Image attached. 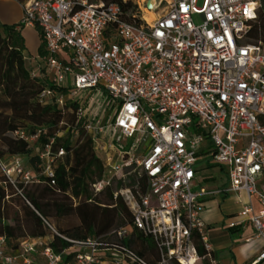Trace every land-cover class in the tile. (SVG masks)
<instances>
[{"label":"built area","instance_id":"built-area-1","mask_svg":"<svg viewBox=\"0 0 264 264\" xmlns=\"http://www.w3.org/2000/svg\"><path fill=\"white\" fill-rule=\"evenodd\" d=\"M134 1L139 22L136 14L128 20L115 2L22 1L18 28H39L45 41V53L31 70L33 77L48 82L39 100L79 103L77 116L95 149L105 151L109 166L93 184L96 191L127 168L145 173L147 193L124 188L116 195L132 211L134 228L159 250L155 264H192L199 258L195 234L211 258L202 217L207 194L245 192L248 201L229 226L251 224L264 239V43L249 35L260 0H152V8L147 0ZM145 10L156 15L153 21L144 17ZM92 89L101 90L105 110L86 99ZM38 135L14 132L29 141ZM133 137L127 149L124 142ZM204 151L227 170L226 188L195 190ZM51 163L47 160L45 169L49 177L54 176ZM1 167L13 183L17 176L25 183L37 180L19 155ZM253 195L261 205L258 211ZM130 236L123 226L83 240L63 236L71 246L61 252L48 238L24 237L13 254L6 253L0 237V261L66 264L73 251L69 264H151L126 244ZM263 258L264 250L257 261Z\"/></svg>","mask_w":264,"mask_h":264},{"label":"trees","instance_id":"trees-1","mask_svg":"<svg viewBox=\"0 0 264 264\" xmlns=\"http://www.w3.org/2000/svg\"><path fill=\"white\" fill-rule=\"evenodd\" d=\"M91 1L118 3L128 20L136 19L133 16L136 14L139 22L138 5L134 0ZM18 26L0 23V237L4 238L6 253H16L20 239L24 237L48 238L49 245L61 252L71 246L63 236L83 240L123 226L131 232L126 244L149 263L155 264L160 259L159 250L134 228L132 211L123 197L116 195L124 188L147 193L145 173L135 167L127 168L126 174L116 176V180L114 178L111 184L93 195V184L106 174L105 160L97 155L84 120L77 116L78 102L68 101L59 106L39 100V93L48 82L33 77L27 68L26 41L22 28ZM37 30L39 55H44V36L39 28ZM249 35L254 41L264 43V0H260L257 19L253 21ZM260 121L264 124V116ZM17 130L25 131L29 136L39 135L37 140L29 141L14 136ZM30 146L37 147V154L32 153ZM61 149L64 154L59 156ZM16 155L26 156L28 170L36 181L25 183L21 176L16 177L15 183L9 179L1 162L5 163L6 158ZM49 159L52 160L53 177L45 172ZM132 170L137 172L136 176L126 182V176ZM84 203L90 204L88 225L77 214L78 207ZM194 241L199 258L193 264H199L201 258L206 264L213 263L216 256L213 252L211 258L207 255L199 234L194 235ZM41 248L39 245L38 250ZM72 256L73 251H69L66 264L70 263ZM37 260L43 261V258L37 256ZM0 264L5 263L0 261ZM213 264H217L216 261Z\"/></svg>","mask_w":264,"mask_h":264},{"label":"crops","instance_id":"crops-1","mask_svg":"<svg viewBox=\"0 0 264 264\" xmlns=\"http://www.w3.org/2000/svg\"><path fill=\"white\" fill-rule=\"evenodd\" d=\"M23 18L22 1L0 0V23L19 25ZM26 41L27 68L36 66L39 55L40 36L34 26L22 28ZM203 161V164H200ZM229 185L227 170L215 164L207 151L201 153L197 162V176L194 181L195 190L205 188L208 191L224 189ZM256 211L261 207L256 196H251ZM205 210L202 214L206 223L208 240L216 256L217 264H264V258L257 261L264 250V239L256 235L251 224L230 227V221L242 210L248 197L245 192L207 194L203 199Z\"/></svg>","mask_w":264,"mask_h":264},{"label":"rangeland","instance_id":"rangeland-1","mask_svg":"<svg viewBox=\"0 0 264 264\" xmlns=\"http://www.w3.org/2000/svg\"><path fill=\"white\" fill-rule=\"evenodd\" d=\"M195 20L198 22L199 18L195 17ZM102 95L103 94H102L101 90L92 89V90H89L86 93V99H89L91 102H95L96 101V108H99L100 111H103V110H105L107 104L103 102ZM108 114H110L109 110L107 111L106 115H108ZM134 141H135V138L133 137V138L128 139L127 142H124L126 144V146H127L126 148L129 149ZM144 145L141 146L142 150H145V148H146V146H144ZM30 147L32 149V153L33 154H37V147L36 146H30ZM94 147H96L95 143H94ZM95 151H96L97 155L101 159L105 158L106 153H105L104 150H101V148H100V149H97V150L95 149ZM21 157L23 158L25 169H29L28 165H26V156L21 155ZM11 159L12 158H10V157L6 158L4 160V162L5 163H10ZM200 164H203V161ZM105 166H106V170H107L109 168V166H107V163H106ZM126 171H128V170L123 171L119 175L122 176V174H126ZM136 173L137 172L135 170H132L130 173H128L127 176H126V182H129L130 180H132V178H134L136 176L135 175ZM112 175H113V172H111V171L107 172V176L108 177H110ZM114 178L116 180L117 177L115 176ZM114 178H113V180H114ZM18 179L20 180V178H18ZM114 187L116 189V185ZM91 192L93 193L94 196L97 195L96 190H95L94 187H92ZM98 197H100V196H98ZM103 197L104 196L101 195V198H103ZM90 212H91L90 211V204H88V203H84V204L80 205L78 207V209H77V214H78L79 218L84 222L85 225H88L90 223V219H91V216H90L91 213ZM169 264H172V262H170ZM199 264H206L203 258L200 259ZM211 264H213V263H211Z\"/></svg>","mask_w":264,"mask_h":264},{"label":"bare ground","instance_id":"bare-ground-1","mask_svg":"<svg viewBox=\"0 0 264 264\" xmlns=\"http://www.w3.org/2000/svg\"><path fill=\"white\" fill-rule=\"evenodd\" d=\"M144 17L148 20V21H153L154 18L156 17V15L153 12H150L148 10H145L144 13ZM195 260H192V264L194 263Z\"/></svg>","mask_w":264,"mask_h":264},{"label":"water","instance_id":"water-1","mask_svg":"<svg viewBox=\"0 0 264 264\" xmlns=\"http://www.w3.org/2000/svg\"><path fill=\"white\" fill-rule=\"evenodd\" d=\"M146 5H147L148 8H152V6H153L152 0H147Z\"/></svg>","mask_w":264,"mask_h":264}]
</instances>
